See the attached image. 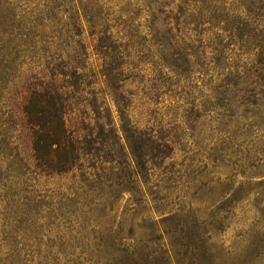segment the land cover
<instances>
[{
  "label": "trees",
  "instance_id": "16d2710c",
  "mask_svg": "<svg viewBox=\"0 0 264 264\" xmlns=\"http://www.w3.org/2000/svg\"><path fill=\"white\" fill-rule=\"evenodd\" d=\"M225 1L0 0L3 218L73 204L100 217L124 193L132 208L146 202L141 185L156 171L171 173L174 184L187 172L189 184L204 176L207 166L199 170L182 138L203 115L230 124L236 97L252 106L264 98V0ZM204 77L215 87L197 102L192 83ZM70 111L79 113L77 132L66 125ZM157 111L178 124L165 126ZM23 132L29 162L13 140ZM178 152L186 153L184 170ZM68 175V186L54 183ZM41 183L53 186L36 189ZM205 239L203 264H213ZM240 242L231 256L247 253ZM239 257L234 264H249Z\"/></svg>",
  "mask_w": 264,
  "mask_h": 264
},
{
  "label": "rangeland",
  "instance_id": "374dc122",
  "mask_svg": "<svg viewBox=\"0 0 264 264\" xmlns=\"http://www.w3.org/2000/svg\"><path fill=\"white\" fill-rule=\"evenodd\" d=\"M144 1L114 0L121 6ZM231 1L236 0L225 2ZM95 57L90 63H95ZM206 80H193L192 100L199 102L210 95L215 84ZM254 98L260 96L251 95ZM162 99L172 100L168 95ZM233 101L231 113L235 115L230 124H226L227 117L218 120L203 115L192 136L181 140L186 152L196 153L194 163L199 170L207 166L204 176L198 174L193 184L187 182L193 176L188 172L174 184L171 173L156 171L141 185L146 202L132 208L129 194L124 193L112 213L100 217V212L81 213L80 205L73 204L61 212L20 208L4 219L0 199V264H203L205 255L198 247L206 237H210L205 244L213 264L236 263L239 256H231L228 248L242 239L248 248L239 258L264 264V98L256 106L242 103L239 97ZM156 113L165 126L178 124L179 117ZM3 119L8 118L0 115V127L5 126ZM221 124L228 125L231 134ZM66 125L76 132L80 129L77 111L67 113ZM13 140L29 162L25 132ZM185 154L178 152L175 159L183 170ZM71 182L70 175L54 179L63 187ZM51 186L41 183L36 189L47 191ZM222 195L226 197L221 199ZM59 200L64 202L61 196Z\"/></svg>",
  "mask_w": 264,
  "mask_h": 264
}]
</instances>
